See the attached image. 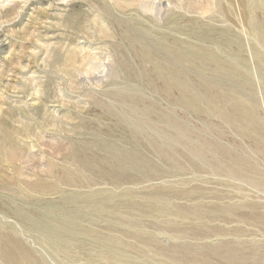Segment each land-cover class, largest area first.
<instances>
[{
  "label": "rangeland",
  "instance_id": "obj_1",
  "mask_svg": "<svg viewBox=\"0 0 264 264\" xmlns=\"http://www.w3.org/2000/svg\"><path fill=\"white\" fill-rule=\"evenodd\" d=\"M209 1L0 0V264H264V141L174 107L143 55L144 44L160 59L175 44L209 45L196 33L226 24L215 17L220 2L242 35L253 81L243 98L254 103L264 135V66L251 47L262 45L249 35L241 0ZM257 1L249 2L263 14ZM146 109L142 136L133 137L126 127L134 129ZM165 117L197 129L211 124L213 136L244 159L241 173L160 154L166 133L176 132ZM71 140L103 156L111 155L108 144L134 147L149 171L119 185L85 175L70 156Z\"/></svg>",
  "mask_w": 264,
  "mask_h": 264
},
{
  "label": "bare ground",
  "instance_id": "obj_2",
  "mask_svg": "<svg viewBox=\"0 0 264 264\" xmlns=\"http://www.w3.org/2000/svg\"><path fill=\"white\" fill-rule=\"evenodd\" d=\"M241 1L244 7V12L248 17L247 24L249 28V35L252 37L251 39H256V41L259 42L262 45L261 47H263L264 49V0H258L260 2L261 7L263 8V9L261 8L263 10V14H260L259 12L258 14L256 10H253L252 7L253 3L250 4L249 2L250 0H241ZM258 1L257 4H259ZM209 2H212V0H210ZM224 2L227 1L224 0ZM257 4H255V6H257ZM212 5L214 6L216 4H212ZM216 12L218 13V15L214 13L216 20L218 19L219 21L224 22L226 24L221 25L222 27L218 26L219 28L218 27L215 28V26L214 28L210 27L212 29L207 33H204L202 31L196 33L199 35L200 40H204L209 45L206 46L201 45L197 47L194 46L193 50H187L175 44L174 46L169 47L167 49L164 48L165 54L160 59L154 47L144 44L143 47L144 58L153 63L154 71L162 79L163 92L165 93L166 99L174 107L176 108L182 107L191 113H203V114L205 113L210 118H214V117L219 118L227 122L228 124L230 123L235 125L238 129L239 134L245 135L246 133H248L251 135L254 132H256L257 134H259V138L264 141V135H262L259 130L260 121L254 103L252 107H248L245 104V100L243 98L242 89H244V87H249L250 89H252L253 81L251 79L250 73L248 72L246 67L247 65L245 63L244 47H243L241 32L238 31L235 27L230 26L228 24V22L230 21L231 23H234L236 25L237 20L234 18V15L228 11V8L225 7L223 4H221L220 2H218L217 4ZM205 42L204 44H206ZM254 43H252L251 47L255 54L254 59L256 58V60H258L257 66L258 67H261V65L264 66V54L261 53L263 51L260 52L261 47L260 50H258L259 44L257 43V45H255ZM200 44L203 43L200 42ZM262 79L264 78L262 77ZM228 84L232 85V87L227 86ZM107 109L110 111L113 110L111 106H107ZM142 112L143 114H141V116L138 117L134 129L126 127L127 131L133 132L132 133L133 137L140 138L142 136L139 125L143 122L142 119L144 118L143 116L145 115V113H147V109ZM165 118L167 123L170 126H173L174 129H176V132H173L172 134L166 133L167 137L164 143L166 145L162 144V146L157 149L160 152V154L162 153V155L165 157L167 156L174 157L173 156L175 155L174 153L177 152V154H180V156H182L183 159L187 160L188 163L196 169L209 168L219 173L228 172V174H234V175L241 173V170L237 167V165L242 164L243 166L244 159L241 160L240 157H238L237 154H235V152H233V150L230 147L223 146L220 142L221 138L218 139L216 136H213L215 132V128L211 124L202 127L200 129H197L190 122H188V120H183V119L171 120V118L169 117H165ZM246 120L250 122L249 123L250 125L246 124ZM122 129L123 128L119 130L123 133ZM222 135L224 134L222 133ZM120 137L123 138L121 139L122 142H125L127 139L126 135ZM72 141L73 140H71V145L70 148L68 149L70 156L72 157V160L76 164L77 168L85 175L93 176V177L101 176L103 179L110 177L115 185H119L124 183L125 180H129L133 178L135 174L146 175L149 171L148 167H150V164L147 162L148 159L146 160L145 158L146 157L145 153L135 149L134 147L124 146V145L116 146L113 144H108V151L110 150L111 155L105 154L103 156V155H99L95 151V149H93V146H91L89 142L80 143L79 141H77V143H75ZM177 143L186 147L187 151L186 150L183 151L181 147L177 148L176 147ZM63 154L65 155V153ZM32 160L33 159H29L31 163ZM51 161L56 162V160H51ZM25 162H22V164L23 163L25 164ZM33 165L34 164H31L32 167ZM37 165L38 164L34 166L41 168V166H37ZM179 165L182 168H185L183 164H179ZM31 166L30 167L25 166V167L27 169H30L32 168ZM62 168L64 169V167ZM66 170L68 171V169H65L63 171L66 173ZM58 171L60 172V170ZM70 171L71 170H69V172ZM64 176L66 179L67 178L66 175ZM54 177L58 178V175L56 174ZM72 177L73 176H71V178ZM60 178L62 179V177ZM69 178L70 177H68L67 179ZM65 182L68 183V181L66 180ZM74 183L78 184V182H74ZM74 183H72L73 186H75ZM32 213L34 212L32 211ZM154 225L158 227L160 226V224L158 223H155ZM139 236L140 235H138V237ZM13 247H14V243L12 239L7 238L5 248L6 249L8 248V250H10ZM237 248L238 247H236V250ZM241 249L243 250V248ZM229 258L231 259V257Z\"/></svg>",
  "mask_w": 264,
  "mask_h": 264
}]
</instances>
